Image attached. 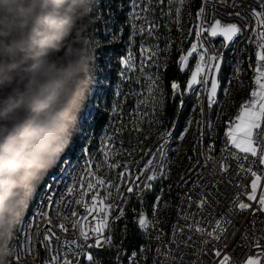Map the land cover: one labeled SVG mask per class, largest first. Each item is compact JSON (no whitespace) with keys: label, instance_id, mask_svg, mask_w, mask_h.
I'll use <instances>...</instances> for the list:
<instances>
[{"label":"snow or ice","instance_id":"obj_1","mask_svg":"<svg viewBox=\"0 0 264 264\" xmlns=\"http://www.w3.org/2000/svg\"><path fill=\"white\" fill-rule=\"evenodd\" d=\"M131 2V13L133 21L143 19L148 25L147 35L153 36L161 25L156 24L155 21L149 22L147 17H141V12L151 11V5L153 0H147L148 8H144L138 3V0H130ZM176 2L183 7L185 0H176ZM217 0H211L212 7L215 9V4ZM228 0H219L221 4H227ZM156 3L163 6L165 0H156ZM169 5L167 12H164V8H160V12L164 13L166 16L171 14V5L173 0H167ZM210 3V0H203L202 6L198 7V18L202 21L200 26V31L196 33L197 44L192 45L191 51L187 52V55H182L180 57V64L184 67L187 66V60L189 56H192L193 53L197 52L198 49H202V54L199 56V61L196 64L195 71L191 73V78L187 80L186 87L189 92L194 91L195 85H204L209 84L210 87L207 90L206 103H201L200 114L202 117H205L201 121H197V139L193 142V151L196 152L195 157H190L194 160L197 165V169H192L191 166L189 170L186 171L185 176L181 178L182 184L180 186H186L189 181L192 179L193 175H196L197 179L193 183V189L188 193H185L183 196L184 204L187 209H192L195 207L198 211L185 212L182 208L181 215L184 220V225L177 229L173 230V241L172 247L167 248L162 255L167 257V261H154V264H205L204 256L207 255L209 259L206 264H213L215 261L216 264H237V261L233 259L228 254H223L221 248L218 245H223L227 247L230 242V237L234 238L236 236L237 230L235 229L233 216L243 213L245 211H252L253 213L259 212L261 215H264V0H258L257 5L253 7L251 4L247 5L250 9L252 16L255 18V26L257 28L256 35L259 37L257 40V52L256 56L261 62L255 68V71L258 73L256 76V85L258 86L257 90L252 91L251 96L254 99L249 100L243 108L240 110L239 114L235 117V122L231 119L225 122L224 127V148L221 149V157L216 159L211 155H207L203 163L201 162V150L199 145L205 143L206 129L215 130L218 126L219 115L213 112V118H208L207 113L209 109H214L216 106H219L218 94H223L224 96L228 95L227 88L223 87V84H230V81H223L220 77L223 65L226 63L225 52L222 49H229L234 43H238V38L245 35V29L252 27V21L248 18L242 11H236L234 13H229L228 15L233 16L238 22H228L222 23L220 19H216L215 15L211 16V21L209 27L205 28L203 22H209V16L206 15V6ZM122 6V5H121ZM236 0H233L232 7H236ZM139 9V11H138ZM180 8H177L176 15L179 16ZM131 27L134 29L133 35H136L135 30L144 33L145 28L141 25L135 23L131 24ZM205 33H210L211 37L221 36L223 37V43L220 48L215 49L214 52L210 53V50L207 47H203L201 40ZM113 40L119 39V37L113 33ZM251 42V41H250ZM98 45L100 42H97ZM215 48V46H213ZM141 52H144L143 47L140 48ZM148 56L149 60H152L154 53H151ZM119 62L124 66L120 71V76L124 77L126 80L129 79L128 70L136 69L137 64L132 59L131 52L127 56H121ZM143 61H140V71H143ZM159 68V65L156 66ZM203 73V75H201ZM209 77V79H205ZM153 88L157 86V80L153 77H149ZM135 82V81H133ZM171 89L173 90V98H179L178 104L173 105V112L178 121L180 113L185 107L186 98L183 96V89L178 80L173 79L170 84ZM153 88H149V92L153 91ZM117 96L122 95L119 89H117ZM159 102L162 106L164 105V96L161 93ZM143 101H141V104ZM140 104L136 106L139 109ZM166 107V106H165ZM191 121H186V126L182 133L178 136L173 137V131L169 130L164 135L168 138L178 139L183 141L187 134L188 128L191 126ZM172 129L175 128L173 124ZM139 131V129H136ZM215 149V143L208 144L205 148V152L209 153ZM238 150V152L234 151ZM159 151L161 153L160 160L161 164L154 166L153 161L155 157L149 158L144 162L142 166L144 179L140 181V175L137 174L135 179L140 181L139 184L129 183L127 186V192H133L134 188H138V201L141 204L146 202L148 194L154 192L157 182H162L164 179L168 178L169 170L167 169L164 154L167 152V140L160 145ZM243 154V155H241ZM107 159V154H105ZM209 160H215V163L207 175L204 174V167L207 166ZM230 161H234L230 163ZM248 163V166H245V163ZM91 164L92 161L89 160ZM158 168H164V171H158ZM254 168L258 170H254ZM243 173L249 175L253 178L251 180V190L247 192L248 201L255 202L256 207H253L252 203H246L239 199L237 196L231 201H227L228 211H220L219 219H215L217 215L216 211L213 209V205L218 203L216 197L220 192V185L223 182L224 174H228L229 177L232 175V172ZM96 175L95 172L91 173ZM124 180H130L131 176L128 172L120 174ZM216 177H220L217 179ZM99 184H104L105 181L96 177ZM229 179V183H231ZM111 186V182H108ZM89 188H92V184L87 185ZM172 186L169 184L167 186V191L171 192ZM165 188L161 187L158 192H155L154 205L159 206L160 200L163 197ZM259 191V195H258ZM117 192L119 188L117 187ZM53 196L49 195L45 198V201H42V204L49 209L52 208L51 203H46V201H53ZM126 199V197L124 198ZM92 200L94 203L89 206L84 205L87 212L92 213L96 210L97 200L96 194L93 193ZM110 204H105L102 208L99 209L100 213L104 214L97 218L94 228L89 227L88 231L81 230L79 236L82 237L83 242L78 238H73L71 241L63 239V245L66 246V250L61 253L59 248H53L52 243L55 240L60 242L62 237L54 231V228H59L63 233L69 231L68 225L64 222L67 217L62 216L60 213L56 214V217L61 222L59 224H54L53 217L49 211H39L36 215L41 218L46 219V224L44 231L41 233L35 231L26 235L25 249L23 252L19 249V240L16 241L13 255L10 259V264H18L25 256L29 259L40 258V264H82V258H86L89 264H104V261L99 256H94L92 249L101 248V242L104 241L109 247L112 246L113 240L111 235L105 236V230L109 229L108 216H111ZM207 209L208 217L212 219L209 220L205 217L204 213ZM133 213H136V209L132 210ZM75 215V213H73ZM125 213L121 209L116 219L124 216ZM138 225L139 228L144 230L143 234H147L149 227L155 225L154 220H150L148 216L144 213H139ZM192 223H188V221ZM252 225H255L256 220H252ZM34 224V222H33ZM205 224L210 225L205 227ZM75 227V225H73ZM126 227V226H125ZM162 231V230H161ZM196 234L194 238L193 234ZM94 235V239L91 243H88L91 236ZM207 236L208 239H204ZM156 239L159 240L160 236H156ZM216 241L217 243H212ZM38 242V243H36ZM241 248L244 245L251 244L255 248H260L264 251V232L259 236L255 233H245L241 236V241L239 242ZM173 247L176 249L173 252ZM158 253L161 252L160 248H157ZM136 252L133 251L130 255L135 258ZM117 264H123V261L119 255L116 257ZM108 264H111L109 260ZM246 264H264V258H259L250 256L246 260Z\"/></svg>","mask_w":264,"mask_h":264},{"label":"clouds","instance_id":"obj_2","mask_svg":"<svg viewBox=\"0 0 264 264\" xmlns=\"http://www.w3.org/2000/svg\"><path fill=\"white\" fill-rule=\"evenodd\" d=\"M94 0H0V264L78 130L94 81Z\"/></svg>","mask_w":264,"mask_h":264},{"label":"built area","instance_id":"obj_3","mask_svg":"<svg viewBox=\"0 0 264 264\" xmlns=\"http://www.w3.org/2000/svg\"><path fill=\"white\" fill-rule=\"evenodd\" d=\"M99 1L94 0L93 11H92V22L88 29L87 35L90 39L96 42L95 49V61H94V72L92 74V79L94 81L91 94L86 101L85 107L80 114V120L78 125V130L73 136L72 142L69 145L68 149L61 156L59 162L56 166L47 174L44 181L39 185L36 190L34 197L31 200V203L28 207V210L23 217L22 222L18 225L14 239H13V248L15 247L16 241L19 240V249L21 252L25 249L26 243V231L29 236L35 231L43 232L46 224V219L41 218L36 215L39 211H49L53 217L54 224H59L61 221L57 219L56 214L60 213L62 216L67 217L64 221L68 227L69 231L63 233L59 228H54V231L62 237L60 242L55 240L52 243L53 248H59L61 253L66 250V246L63 245V239L71 241L73 238H78L83 242L82 237L79 236L80 231L83 229L85 231L89 230V227L94 228L96 220L101 215L99 209L102 208L105 204H108L104 197L99 192V186L97 183L92 181V168H89V161H86L83 158V155L88 153V140L89 136L92 135V131L89 133V129L92 130L95 126V121L98 113L101 110L105 109V105L108 102V96L115 89L113 86V72L115 69L123 66L119 62V58L122 55H117L113 51V46L116 44L112 39L113 33H115V28L112 26L114 21V14L110 11V5L108 0H106V15L103 13L102 7L99 5ZM258 0H236V7H232L233 0H228L227 4L219 3L217 0L215 4V9L212 7V3L206 6V15L209 16V22H203L205 28L209 27L211 21V16L214 14L216 19H220L222 23L228 22H238L233 16L228 15L229 13H234L236 11H242L248 18L252 21V27L245 29V35L238 38V43H234L229 47V49H222L225 52L226 63L222 67L221 75L222 83L223 81H230V84H223V87L227 88L228 95L224 96L223 94L218 95L219 106H216L214 109H209L207 113L208 118H213V112L219 115L218 126L213 131L211 129H206L205 132V143L199 145L201 150V162L203 163L207 155L219 159L222 155L221 149L224 148V127L225 122L231 119L235 122V117L239 114L243 106L251 99H254L251 96L252 91L257 90L258 86L256 85V76L258 73L255 71V68L261 64L256 56L257 52V40L259 37L256 35L257 28L255 26V18L252 16L250 9L247 5L251 4L253 7L257 5ZM203 4V0L201 6ZM202 21L197 17V20L194 23V32L200 31ZM251 41V42H250ZM97 42H100L98 45ZM196 42L197 36H196ZM203 47H207L211 52H214L215 49L220 48L223 40H212L208 37L207 33L203 35L201 40ZM118 44V43H117ZM215 46V48L213 47ZM202 54V49L199 52H196L193 55L192 67L194 69L189 71V76L193 71H195L196 64L199 61V56ZM123 56H126L124 54ZM191 65V64H190ZM189 70L188 64L184 67V71ZM203 75V73H201ZM189 78V77H188ZM209 79V77H205ZM210 87L209 84L197 85L193 91V94L190 98L196 97L199 101V110L196 116V122L194 127V132L192 135V149L190 154L186 157L183 165L178 170V197L175 203V213L173 220L171 222L170 228L166 237L158 245L161 252L156 253L155 258L157 261H167V257L163 256L162 253L169 247H172L173 241V230L184 225V220L181 215L182 208L185 212L198 211L195 207L192 209H187L183 201V196L185 193H188L193 189V183L196 181V175L192 176V179L186 186H180L182 184L181 178L185 176L186 171L189 170L191 166L192 169H197V165L194 160L190 157H195L196 152L193 151V142L197 139V121H201L205 117H202L200 114L201 103H206L207 90ZM94 131V129H93ZM92 139V138H91ZM167 140V150L171 146L173 138H168L162 136L154 147L151 150L152 157H155L153 164L158 166L161 164L160 160V145ZM215 143V149L211 152L206 153L205 148L208 144ZM238 152V150H234ZM166 154H164L165 157ZM243 155V154H241ZM215 160H209L206 167H204V174L207 175L209 168L213 166ZM234 164V161H230ZM245 166H248L247 162H244ZM254 170H258L254 168ZM158 171H162V168H158ZM230 172L232 170L230 169ZM220 179V177H216ZM231 179V183H229ZM253 178L249 175L243 173L232 172V175L229 177L228 174H224L223 182L220 185L219 195L216 197L218 203L213 205V209L216 211L217 215L215 219H219L220 211H228L227 201H231L239 196V199L246 203H252L253 207H256L255 202L248 201L247 192L251 190V180ZM91 183L92 188H89L87 185ZM85 187L83 188V186ZM93 193L96 194L97 200L95 201L97 207L95 212L89 213L85 209L84 205L87 204L91 206L94 201L92 200ZM53 196V201H46V203H51L52 208L49 209L42 204V201H45L47 196ZM259 195V193H258ZM121 201L118 199L115 200L111 208V216H108L109 229L105 230L104 235L108 236L111 232V226L116 216L118 214ZM75 213V215H73ZM205 217L211 220V217L207 215V209L204 213ZM255 219V225H252V220ZM34 222V224H33ZM233 222L235 229L237 230L236 236L234 238L230 237V242L227 247L223 245H218L221 248L223 254L230 255L233 259L237 261V264H246L247 258L250 256H255L259 258H264V251L260 248H255L251 244L244 245L241 248L239 242L241 241V236L245 233H255L259 236L264 232V215H261L259 212L253 213L252 211H245L238 215L233 216ZM192 223V221H188ZM75 225V227H73ZM205 227L210 225L205 224ZM194 238L196 234L194 233ZM94 239V235L91 236L88 243H91ZM204 239H208L207 236ZM38 243V242H36ZM102 243L106 244L104 241ZM212 243H217L212 241ZM173 247V252H175ZM205 264L209 257L204 256ZM16 264V262H14ZM18 264H40V258L29 259L27 256L22 258ZM174 264V262H173ZM213 264H216L214 261Z\"/></svg>","mask_w":264,"mask_h":264},{"label":"rangeland","instance_id":"obj_4","mask_svg":"<svg viewBox=\"0 0 264 264\" xmlns=\"http://www.w3.org/2000/svg\"><path fill=\"white\" fill-rule=\"evenodd\" d=\"M192 0H185V4L181 7L176 0H173L171 5V14L165 15L160 12V8H164V12L166 13L168 10V3L165 0V4L163 6L158 3L151 5L153 10L141 12V17H147L149 22L155 21L156 24L161 25L153 36L147 35V27L148 25L145 23L143 19L133 21L131 13V2L130 0L126 1V6H120V11H124L126 15V23L129 26L128 36H122V26L121 24H115L112 22L113 28H115V34L119 37V39L114 40L115 43L123 44L124 52L126 56L129 52L132 54V59L136 62V69L128 70V81L131 79L136 80V91L134 93H130V95L134 99L133 106H131L128 110H126L125 120H121L123 118L122 107H120L119 103H116L115 100L111 99V108L109 114L113 115L114 113L119 114V125L124 127V130H129L133 133L134 136V145L132 146L131 151L129 153H146L147 156L139 161L137 166L135 167L136 172H129L131 179L124 180L118 186L119 192L117 189L113 191L112 188V178L110 177L111 168L114 167L116 163H118L121 159H123L122 153H128L127 148L120 147L114 142V133L108 132L106 129L95 134V130H92V135H90L88 140V153H100L103 158L100 161H96L93 163L95 167L92 166V163L89 165V168H92V172H95L96 175L92 176V181L97 183L100 194L104 197L105 201L113 205L115 200L121 201V205L119 211L127 205L129 201L130 195L137 191L138 188H134L133 192H127V186L129 183L139 184L140 181H143L144 174L143 168L138 167L141 166L142 163L149 158H152L151 150L157 141L165 136V106L167 95L165 92L164 84L166 76L163 74L168 73L171 67L175 66V72L177 70L184 71V66L180 64V57L182 55H187V52L191 51L192 45L197 44L196 36L194 32V22L192 17V12L190 10V2ZM138 3L141 4L142 7L148 8L149 5L146 3V0H138ZM99 5H102V2L99 1ZM102 7V6H101ZM177 8H180L179 16L176 15ZM139 11V9H138ZM135 23L137 25H141L145 28V32L141 33L139 30L136 31V35H133L134 29L131 27V24ZM189 44L188 48L185 52H182L184 46ZM143 47L145 49L144 52L140 51V48ZM149 49L151 53H154V57L152 60L148 59L150 55ZM200 49L197 50L199 52ZM196 53V52H195ZM193 53V55H195ZM193 55L188 57L187 64L189 71L194 69L190 64H192ZM140 61H143V71H140ZM159 65V68L156 66ZM178 65V66H177ZM191 66V67H190ZM120 68L115 69V71L121 70ZM153 77L157 80V86L153 88L149 77ZM173 80V79H172ZM170 80V83L171 81ZM149 88H153L152 92H149ZM172 90V89H171ZM173 92V90H172ZM161 93L164 96V105L162 106L159 102V98ZM194 98V104L192 107L191 116L188 119L190 120L191 126L188 128L187 134L183 141L178 139H174L172 141L171 146L168 148L166 155L164 157L167 169L169 170V176L172 174H177L179 168L183 165L186 157L190 154L192 149V135L194 132L196 116L199 110V101L196 97ZM131 101V100H130ZM141 101L143 103L141 104ZM140 104L139 109L136 106ZM186 126V125H185ZM136 129H139L137 131ZM184 130V129H183ZM121 132V127H119L118 134ZM183 132V131H182ZM181 132V133H182ZM92 138V139H91ZM96 138V143L94 142ZM90 148V149H89ZM87 154V153H86ZM105 154H107V159L105 158ZM128 156V155H126ZM94 160V159H93ZM93 160H91L93 162ZM164 171V168H162ZM137 174L140 175V181H137L135 177ZM103 179L105 181L104 184H99L96 177ZM111 182V186L108 182ZM85 185L83 186V188ZM104 190V193H102ZM126 197V199H124ZM171 202L168 198H165L163 202H160L158 207H155L152 213V216L149 217L150 220L155 221V225L153 227H149V235L153 237V241H157V247L161 241H163L167 234L168 229V221L171 213ZM118 211V212H119ZM162 230V231H161ZM156 236H160V239L157 240ZM102 246L107 244L102 243ZM157 253V251H156ZM143 258H134L131 262L132 264H143ZM83 262L89 263L86 258H82Z\"/></svg>","mask_w":264,"mask_h":264},{"label":"trees","instance_id":"obj_5","mask_svg":"<svg viewBox=\"0 0 264 264\" xmlns=\"http://www.w3.org/2000/svg\"><path fill=\"white\" fill-rule=\"evenodd\" d=\"M126 1L127 0H108V4L110 5L111 10L110 12L114 14V23L121 24L122 26L123 37L128 36V32L130 31L129 26L126 23V15L124 11H120L121 9L119 8L121 5L125 7ZM105 3L106 0H102V10L103 13L106 15ZM201 3L202 0H192L190 2L189 8L192 12L194 23L197 20L198 7L201 6ZM153 4H156V0H153ZM188 46L189 44H186L182 52H185ZM113 51L117 55L125 54L123 44L116 43L113 46ZM121 69L123 68L121 67ZM120 71L121 70L113 72V86L115 89L108 96V102L105 105V109L101 110L98 113L94 126L95 134L106 129L108 132L110 131L114 133L113 140L114 142H116L117 145H119L120 147L127 148L128 150V153H122L123 159H121L118 163L114 165V167L111 168L110 177L113 180V191H115L122 182L123 177L120 174L124 173L125 171L128 173H135V167L137 166L139 161L147 156L146 153H129V151L132 150L130 148H132L135 142L133 133H131L129 130L125 131L124 127H122V125H119V114L114 113L113 115H110L108 112L110 111L109 109L112 105L111 99H113L116 103L120 104V107L118 108L122 107L121 111L123 114V118L121 120L124 121L126 110L133 106L134 99H132L133 97L130 95V93L132 94L134 93V91H136V80L133 78L131 79V81L126 80L124 77L120 76ZM163 75H167L164 84L165 92L167 95L166 107L164 110L165 133L169 130H172L173 137H176L183 131L186 125V121H188L191 116V110L194 104V98H190L189 100H187V98L185 97L186 82L189 77V70L185 72L177 70L175 72L174 66L169 69L168 73H165ZM172 79L178 80L180 82L183 89V96L184 98H186L185 107L180 113L178 121L173 112V105L178 104L179 98H173V92L170 87V80ZM117 89L120 90L122 95L117 96L115 94ZM173 124H175L174 129H172L171 127ZM119 127H121V132L118 134ZM94 142L96 143V138ZM83 158L86 161L94 159L92 162V166L95 167V164L93 165V163L102 160L101 158L103 157L100 153H87L86 155H83ZM177 179L178 172L176 176L175 174H172L168 176V178L164 179L162 182H157L154 192L148 194L146 202L144 204H141L138 201L139 189L133 192L130 195L129 201L127 202V205L123 210L125 215L119 217V219H115L112 223L110 232V235L113 240L112 246L109 247L108 245H105L99 249H92L94 256H99L104 261V264H108L109 260L111 261V264H117L116 257L117 255H119L123 261V264H132L131 262L134 260V258L130 255V253L135 251L137 253L135 258H143L144 256L143 264H154V261H157L155 255L158 243L157 241H153V237L149 235V232L147 234L142 235V233H144V230L139 228L138 220L140 217L138 214L144 213L148 216V218L152 216L153 210L156 207L154 205L155 192H158L161 187H164L165 191L160 202H163L165 198H168L172 204L171 213L168 221V233V230L174 217L175 203L179 192L177 187ZM169 184L172 186L171 192L167 191V186ZM102 193H104V190H102ZM133 209H136V213H133ZM83 264L89 263L83 262Z\"/></svg>","mask_w":264,"mask_h":264},{"label":"water","instance_id":"obj_6","mask_svg":"<svg viewBox=\"0 0 264 264\" xmlns=\"http://www.w3.org/2000/svg\"><path fill=\"white\" fill-rule=\"evenodd\" d=\"M207 35H208V37L210 38V39H212V40H219V39H221V40H223V37H221V36H217V37H211V34L210 33H207ZM220 75H221V73H220ZM191 78V75L189 76V78L188 79H190ZM197 85H195L194 86V89H195V87H196ZM192 94H193V92H189L188 90H187V87H186V93H185V97L187 98V100H189L190 99V97L192 96ZM219 95V94H218ZM147 160V159H146ZM145 160V161H146ZM144 161V162H145ZM144 162L142 163V165L144 164ZM141 165V166H142ZM141 168V167H140Z\"/></svg>","mask_w":264,"mask_h":264},{"label":"crops","instance_id":"obj_7","mask_svg":"<svg viewBox=\"0 0 264 264\" xmlns=\"http://www.w3.org/2000/svg\"><path fill=\"white\" fill-rule=\"evenodd\" d=\"M262 183H264V182H262ZM258 193H259V191H258Z\"/></svg>","mask_w":264,"mask_h":264}]
</instances>
